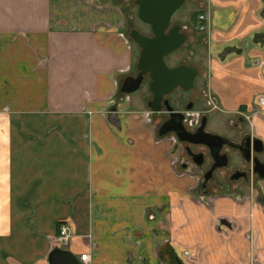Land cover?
<instances>
[{"label":"crops","instance_id":"1","mask_svg":"<svg viewBox=\"0 0 264 264\" xmlns=\"http://www.w3.org/2000/svg\"><path fill=\"white\" fill-rule=\"evenodd\" d=\"M199 9L220 47L192 63L226 118L264 93V0ZM122 13L110 0H0V264H48L54 248L88 264H264V210L234 192L195 199L158 119L120 101L134 70ZM250 127L264 145V122Z\"/></svg>","mask_w":264,"mask_h":264},{"label":"flooded vegetation","instance_id":"2","mask_svg":"<svg viewBox=\"0 0 264 264\" xmlns=\"http://www.w3.org/2000/svg\"><path fill=\"white\" fill-rule=\"evenodd\" d=\"M182 4H185L186 7L195 6L197 0H182L181 5ZM134 5L138 21V3L134 2ZM202 13L204 12L201 10L192 13L189 16V20L184 24H181L183 19L176 18L172 21L173 17L169 18L166 30L173 25H177V32L184 35L182 43L186 41L187 37H191L188 43L195 44L193 41L198 37L199 39H197V44H195V46L204 49V55H206L205 47H210L209 49L216 50L220 46L213 47L214 44L207 41L206 34L211 27V23H208V18ZM221 16L222 12H215L213 17L211 15L212 18L210 20H213V26L219 24L221 26L218 27L223 29L227 25L223 27V19ZM140 23L147 26L148 32L140 33L137 27L136 29H130L127 32V37L131 30H135L137 33L147 38L152 37L148 25L142 22ZM194 30L202 32V34H197ZM129 41L135 47L136 59L134 62V73H131L126 77L134 78L138 74V70L135 69V66L138 62L140 49L138 48V44L133 43L130 39ZM182 43L174 51L178 50ZM244 45H246V43ZM186 49L188 50L186 58L189 60V63L186 62L184 64L167 67L171 69L178 66H185L193 69L194 77L191 81V87L187 90H182L180 87L176 86L168 94L163 95L159 102V111L154 114L150 110L152 105L150 107L147 106V103L151 101V95L147 90L149 79L147 74H145L142 76L139 85V88L141 89L144 87L141 95V102L149 114L158 119L156 132L158 134L159 132L163 133L162 136L166 135L167 139L174 145L175 151L172 156L174 166L180 168L181 171L179 173L185 174L194 179V186L190 190V194L194 196L195 199L205 205H209L210 201L216 196L234 192L237 200H250L253 202L254 206L260 210H264V177H262L264 174V145L260 138L252 135L250 127V119L252 117L264 122V93L254 94L247 105L239 106L238 110H236L233 115H226L227 117L225 118V112L220 108L217 98L206 88V75L198 74L196 70L198 65L192 63V60L194 59L193 55L195 53L191 52L188 48ZM260 64L261 63H258V61L253 62L246 60L245 65L247 67L260 66ZM195 78L200 79L203 84L197 89L194 83ZM194 90L200 91L195 93ZM191 94L194 95L192 96ZM180 95H184V101H179V107L181 109H176L174 107V100L176 99L172 97L175 96V98L178 99L180 98ZM163 100H166L167 104L171 107L172 113L181 114L183 116L181 124L186 132L194 133L203 119L204 123L202 131L206 134L217 136L221 140L210 141V146L202 144L193 145L178 141L174 134L170 132V129L176 128L175 125L178 121V117H169L168 113L164 111L165 109L162 105ZM196 103H199V107L194 109ZM154 106L155 105H153V107ZM186 106H189L190 108L184 109ZM210 114H217V116H213L218 118V122L213 128L217 129V127H219L220 130L224 129L225 134L215 133V131L211 130V121H209ZM256 140H259L261 144L259 145ZM257 149L258 151H255Z\"/></svg>","mask_w":264,"mask_h":264},{"label":"water","instance_id":"3","mask_svg":"<svg viewBox=\"0 0 264 264\" xmlns=\"http://www.w3.org/2000/svg\"><path fill=\"white\" fill-rule=\"evenodd\" d=\"M138 3V20L149 27L152 37L147 38L140 35L135 30L128 33V38L140 49L138 62L135 69L138 70L136 77H125L119 87V91L128 95L138 90L142 76L147 74L149 79L147 90L151 95V101L147 103L152 113L159 111V102L163 95L168 94L174 87L178 86L182 90L191 87L194 77V70L185 66L168 68L163 58L174 51L184 40V35L178 33V26L173 25L166 30L170 16L181 5L182 0H134ZM153 105H155L153 107ZM164 111L169 117H178L176 128L170 129L176 139L193 145L210 146V141L221 140L219 137L206 134L202 131L203 119L200 126L194 133H188L181 124L183 116L172 113L171 107L166 100L162 101ZM186 106L184 109H189ZM110 111H114L112 108ZM169 130V129H168ZM163 133L159 132V135ZM259 145L261 142L256 140ZM255 151H258L255 150ZM255 164V163H254ZM264 167V166H263ZM264 177V174L262 175ZM48 264H80L78 259L67 250L54 248L47 255Z\"/></svg>","mask_w":264,"mask_h":264},{"label":"rangeland","instance_id":"4","mask_svg":"<svg viewBox=\"0 0 264 264\" xmlns=\"http://www.w3.org/2000/svg\"><path fill=\"white\" fill-rule=\"evenodd\" d=\"M198 1H203V0H197V4L195 6H187L185 4H182L173 14L170 18L173 17L174 21L176 18L179 19H183L181 24H184L186 21L189 20V16L194 13V12H198L200 9V2ZM110 2L112 4H114L116 7L119 8L120 12L122 13V19L124 21V25H123V29L126 31V33L130 30V29H136L138 27V31L140 33H147L148 32V28L147 26H144L143 24L140 23V21H137L136 18V9H135V5L133 0H110ZM199 7V8H198ZM195 31V30H194ZM197 34H202V32L199 31H195ZM202 36V35H201ZM191 37H187L186 41L184 43H182V45L180 46V48L174 52H172L171 54L165 56L163 58V62L166 66L171 67L172 65H178V64H184V63H189V60L186 58L188 53H187V49L188 48L191 52L195 53L193 55V58L196 60H201L204 58V49H200L197 48L195 46V44H197V39H199L197 37V39L195 41H193L195 44H191L188 43ZM129 40V39H128ZM131 43V42H130ZM132 49H133V59L135 62L136 59V51H135V47L133 44H131ZM186 50V51H185ZM197 50V51H196ZM197 63V62H196ZM198 69V67H197ZM134 73V70H132V74ZM199 74V73H198ZM194 83L196 86V89L200 86H202V82L200 81V79L195 78L194 79ZM145 86V85H143ZM144 90V87L139 88V90H136L133 93L128 94V97L131 101V104L133 103V101H141L140 95H142V91ZM197 91L200 90H194V92L196 93ZM192 96L194 94H191ZM172 98L176 99L174 100V107L176 109H181L179 106V101H184V95H180V98H175V96H173ZM199 107V103L194 105V109H197ZM217 116V114H210L209 115V121L212 122L211 124V130L215 131V133H224L225 134V130L222 129L220 130L219 127L213 128L212 126H215V124L218 122V118L215 117ZM219 124V123H218Z\"/></svg>","mask_w":264,"mask_h":264},{"label":"built area","instance_id":"5","mask_svg":"<svg viewBox=\"0 0 264 264\" xmlns=\"http://www.w3.org/2000/svg\"><path fill=\"white\" fill-rule=\"evenodd\" d=\"M128 98L127 95L121 97L120 101H126ZM71 234V228L67 224H61L58 226V234L54 238V241L59 246H65L67 241L69 240V236ZM78 261L80 264H88V258L86 254H81L78 256Z\"/></svg>","mask_w":264,"mask_h":264}]
</instances>
